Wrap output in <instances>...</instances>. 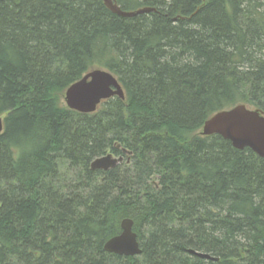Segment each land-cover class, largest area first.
I'll return each mask as SVG.
<instances>
[{"label":"trees","instance_id":"1","mask_svg":"<svg viewBox=\"0 0 264 264\" xmlns=\"http://www.w3.org/2000/svg\"><path fill=\"white\" fill-rule=\"evenodd\" d=\"M113 1L155 12L0 2V264H264V161L201 134L237 105L264 113V0ZM94 69L124 99L68 109ZM108 153L123 162L91 170ZM124 219L138 256L103 249Z\"/></svg>","mask_w":264,"mask_h":264},{"label":"water","instance_id":"2","mask_svg":"<svg viewBox=\"0 0 264 264\" xmlns=\"http://www.w3.org/2000/svg\"><path fill=\"white\" fill-rule=\"evenodd\" d=\"M4 0H0L2 2ZM112 13L132 18L137 15L155 12L154 8H142L133 12L122 11L113 0H101ZM112 97L124 99V93L116 77L102 69L89 71L80 80L71 84L64 93V104L72 111L81 114H91L96 111L101 102ZM2 132V119L0 118V133ZM203 136L218 135L231 143L236 150L250 149L264 161V113L237 105L229 110L216 113L203 125ZM125 155L131 153L122 150ZM123 162V157L106 154L94 159L91 170L107 171ZM133 222L124 219L120 223L119 235L109 239L104 244V251L117 256L134 257L141 254L136 234L132 231ZM198 258L217 261L210 255L190 251Z\"/></svg>","mask_w":264,"mask_h":264},{"label":"rangeland","instance_id":"3","mask_svg":"<svg viewBox=\"0 0 264 264\" xmlns=\"http://www.w3.org/2000/svg\"><path fill=\"white\" fill-rule=\"evenodd\" d=\"M63 103H64V101H63ZM155 184V183H154Z\"/></svg>","mask_w":264,"mask_h":264}]
</instances>
